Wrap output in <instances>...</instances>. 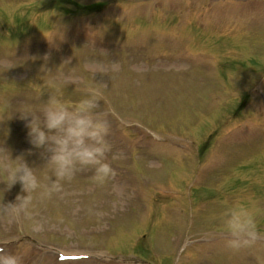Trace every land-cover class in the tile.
<instances>
[{
    "label": "rangeland",
    "instance_id": "obj_1",
    "mask_svg": "<svg viewBox=\"0 0 264 264\" xmlns=\"http://www.w3.org/2000/svg\"><path fill=\"white\" fill-rule=\"evenodd\" d=\"M87 86L103 93L114 174L77 172L18 223L0 214V245L22 264H264V0H0L13 157L44 163L17 110ZM237 205L260 239L231 253L221 219Z\"/></svg>",
    "mask_w": 264,
    "mask_h": 264
},
{
    "label": "clouds",
    "instance_id": "obj_2",
    "mask_svg": "<svg viewBox=\"0 0 264 264\" xmlns=\"http://www.w3.org/2000/svg\"><path fill=\"white\" fill-rule=\"evenodd\" d=\"M102 101L101 88L87 86L74 104L48 92L46 99L40 98L37 107L26 105L16 111L25 121L29 143L40 150L44 163L34 167L26 162L23 154L13 157L0 139V183L3 184L0 191L3 194L17 182L21 185V192L14 202L5 203L3 198L0 199V214L9 223L20 222L28 214L34 199L45 201L62 192L63 182L72 180L79 171L90 170L97 184H104L114 174L107 157L111 150L107 140V112L99 110ZM38 169L42 176L37 175ZM221 223L226 233L225 250L239 253L257 247L260 236L247 207L230 208ZM41 227L39 222L32 224L34 231ZM0 264H22L21 255L0 245Z\"/></svg>",
    "mask_w": 264,
    "mask_h": 264
}]
</instances>
